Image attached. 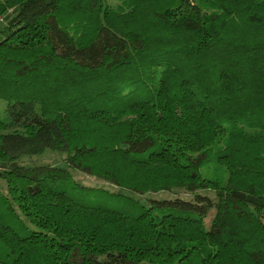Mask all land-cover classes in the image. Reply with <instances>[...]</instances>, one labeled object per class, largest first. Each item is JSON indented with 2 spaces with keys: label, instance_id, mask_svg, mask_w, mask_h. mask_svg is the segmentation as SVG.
<instances>
[{
  "label": "trees",
  "instance_id": "16d2710c",
  "mask_svg": "<svg viewBox=\"0 0 264 264\" xmlns=\"http://www.w3.org/2000/svg\"><path fill=\"white\" fill-rule=\"evenodd\" d=\"M0 99V264H264V0H0Z\"/></svg>",
  "mask_w": 264,
  "mask_h": 264
},
{
  "label": "rangeland",
  "instance_id": "374dc122",
  "mask_svg": "<svg viewBox=\"0 0 264 264\" xmlns=\"http://www.w3.org/2000/svg\"><path fill=\"white\" fill-rule=\"evenodd\" d=\"M38 105L35 102H28L26 104H18L16 102H10L4 99H0V118L8 123V128L6 131H11L15 128L21 129L20 126L21 119L17 118L18 115H21V111H26L27 114H34L37 109ZM18 108L22 110L19 111ZM20 162L26 166H42V165H53V166H64L66 165V153L52 150V149H45L42 153L33 154V155H23L20 159ZM73 178L81 184L95 186V187H103L110 190H116L117 186L111 185L108 181L103 178H99L97 176L84 173L82 171L72 169L71 170ZM124 194L126 195H134L136 194L130 190L125 188H120ZM0 190L6 191L7 185L5 180L0 176ZM182 194L187 195V193L182 192ZM177 193L167 192V191H160L157 193H146L143 197L145 198H170L174 197ZM137 198V197H134Z\"/></svg>",
  "mask_w": 264,
  "mask_h": 264
}]
</instances>
